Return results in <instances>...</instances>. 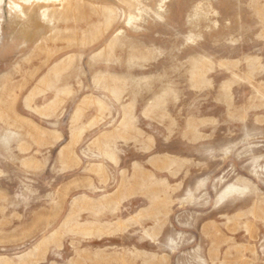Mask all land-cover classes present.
Returning a JSON list of instances; mask_svg holds the SVG:
<instances>
[{
    "label": "rangeland",
    "instance_id": "1",
    "mask_svg": "<svg viewBox=\"0 0 264 264\" xmlns=\"http://www.w3.org/2000/svg\"><path fill=\"white\" fill-rule=\"evenodd\" d=\"M0 264H264V0H0Z\"/></svg>",
    "mask_w": 264,
    "mask_h": 264
}]
</instances>
